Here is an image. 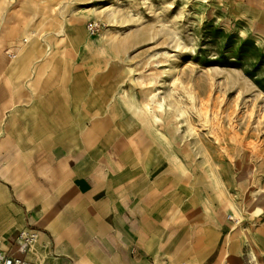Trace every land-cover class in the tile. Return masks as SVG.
I'll return each instance as SVG.
<instances>
[{
  "label": "rangeland",
  "instance_id": "obj_1",
  "mask_svg": "<svg viewBox=\"0 0 264 264\" xmlns=\"http://www.w3.org/2000/svg\"><path fill=\"white\" fill-rule=\"evenodd\" d=\"M0 67L4 250L33 210L40 264H264V0H0Z\"/></svg>",
  "mask_w": 264,
  "mask_h": 264
},
{
  "label": "crops",
  "instance_id": "obj_2",
  "mask_svg": "<svg viewBox=\"0 0 264 264\" xmlns=\"http://www.w3.org/2000/svg\"><path fill=\"white\" fill-rule=\"evenodd\" d=\"M2 70V72H1ZM4 72V68L0 67V75L3 74ZM3 96L2 104H0V117L1 113H4V111H6L8 108H10V104L13 106L17 103H13V101H11L12 99ZM1 103V102H0ZM29 119L28 122L25 123V125L20 126L19 131H21L20 133V137L18 139H14V138H9L8 137V141L9 144H12L14 142H18V145L24 147L27 145L26 142L22 141V138L24 137V135H22L23 133L27 132V130L29 129ZM35 132V131H34ZM22 135V136H21ZM66 155V150L63 147H55L52 150V159L54 161H60L62 159L65 158ZM1 176V175H0ZM4 176H1V178ZM74 189H76V191L81 194V195H86V197H88L89 199H91L93 202L98 203V207L99 209L105 211V218H106V223L112 227V229H116L114 226L116 225V221L118 219L117 214L114 212L112 205L110 202L108 201H103V197H101L102 195V190H98L96 188L93 187L91 181L89 179H87L84 176H80V177H76L74 179V183H73ZM31 205L28 206L29 209ZM30 212V213H29ZM109 218H112L111 222H108L107 220ZM40 219L39 215L34 212L33 210H23V215L20 218L19 222L16 224V226L14 227V229L10 232L9 235H7V237H3V239L5 241H7L9 243V248L6 250L8 251V255L9 256H14V257H20L21 255L18 254L17 252V247H16V239L18 237L19 232L23 231V230H32L34 232H36L40 238L41 242H44L47 238V233L44 232L42 229H40V227L37 225V221ZM200 233H191V232H186L183 231V236L179 239V241L177 242L178 245H181L183 247H185L186 243L188 242L189 245L186 247V250L189 249L191 246L196 248L197 245H201L202 243V239L201 237H198ZM195 239V241H194ZM48 251L46 254V257L43 261V263L41 264H97L95 260L100 261L101 263H105L106 264V260L102 258V256H99V258H97L96 255H89V256H84L83 259L77 260L73 257H71L70 255H65L64 253L58 252V250L56 251V246H51V242L48 243ZM103 250L100 248V251ZM61 251V250H60ZM106 256V255H105ZM27 261L31 262L32 264H40L38 259L33 257L31 258L29 256V254L23 256ZM99 262V264H101Z\"/></svg>",
  "mask_w": 264,
  "mask_h": 264
},
{
  "label": "built area",
  "instance_id": "obj_3",
  "mask_svg": "<svg viewBox=\"0 0 264 264\" xmlns=\"http://www.w3.org/2000/svg\"><path fill=\"white\" fill-rule=\"evenodd\" d=\"M37 233L32 230H23L19 232L16 239L17 251L21 254L20 257L9 256L8 251L4 250L2 240L0 237V264H32L23 256L31 251V244L37 238Z\"/></svg>",
  "mask_w": 264,
  "mask_h": 264
},
{
  "label": "bare ground",
  "instance_id": "obj_4",
  "mask_svg": "<svg viewBox=\"0 0 264 264\" xmlns=\"http://www.w3.org/2000/svg\"><path fill=\"white\" fill-rule=\"evenodd\" d=\"M23 1H24V0H23ZM51 12H52V11H51ZM46 15H47V14H46ZM65 31H66V30H65ZM73 41H74V40H73ZM75 42H76V41H75ZM83 42H84V41H83ZM74 46H75V45H74ZM181 64H184V62L182 61ZM179 65H180V64H179ZM240 192H241V191H240ZM211 193H212V192H211ZM1 195H2V194H1ZM209 195H210V194H209ZM254 202H255V201H254ZM254 202H253V203H254ZM232 205H233V204H232ZM235 206H236V205H235ZM235 206H234V207H235ZM230 209H231V208H230ZM234 226H235V224H234ZM253 233H254V232H253ZM258 236H259V235H258ZM259 238H260V237H259ZM263 242H264V241H263ZM255 243H256V242H255ZM254 245H255V244H254ZM253 254H254V253H253ZM254 255H255V254H254ZM255 258H256V257H255Z\"/></svg>",
  "mask_w": 264,
  "mask_h": 264
}]
</instances>
